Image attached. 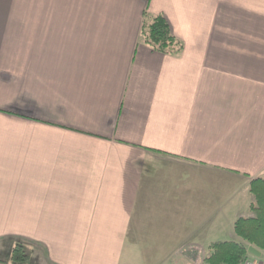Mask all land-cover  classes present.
<instances>
[{
    "label": "crops",
    "instance_id": "0c3cea01",
    "mask_svg": "<svg viewBox=\"0 0 264 264\" xmlns=\"http://www.w3.org/2000/svg\"><path fill=\"white\" fill-rule=\"evenodd\" d=\"M257 179L264 0H0V262L264 264L234 232Z\"/></svg>",
    "mask_w": 264,
    "mask_h": 264
},
{
    "label": "trees",
    "instance_id": "16d2710c",
    "mask_svg": "<svg viewBox=\"0 0 264 264\" xmlns=\"http://www.w3.org/2000/svg\"><path fill=\"white\" fill-rule=\"evenodd\" d=\"M141 35L144 43L156 52L173 55L182 50V44L172 36L162 16H156L150 23L144 24ZM250 192L255 198V204L251 205L255 217L237 220L234 232L244 242L264 252V180L252 181ZM210 248L212 253L209 264H237L245 259L247 254L245 246L232 242L212 244ZM25 260L26 255L22 247L15 246L11 252V261L23 263Z\"/></svg>",
    "mask_w": 264,
    "mask_h": 264
},
{
    "label": "built area",
    "instance_id": "2783aa9c",
    "mask_svg": "<svg viewBox=\"0 0 264 264\" xmlns=\"http://www.w3.org/2000/svg\"><path fill=\"white\" fill-rule=\"evenodd\" d=\"M237 264H261L257 261H253L250 259H243L241 262L237 263Z\"/></svg>",
    "mask_w": 264,
    "mask_h": 264
},
{
    "label": "water",
    "instance_id": "95a60500",
    "mask_svg": "<svg viewBox=\"0 0 264 264\" xmlns=\"http://www.w3.org/2000/svg\"><path fill=\"white\" fill-rule=\"evenodd\" d=\"M249 252L251 253V254H253V255H255V256H259V253L258 252H256L253 248H249Z\"/></svg>",
    "mask_w": 264,
    "mask_h": 264
},
{
    "label": "rangeland",
    "instance_id": "374dc122",
    "mask_svg": "<svg viewBox=\"0 0 264 264\" xmlns=\"http://www.w3.org/2000/svg\"><path fill=\"white\" fill-rule=\"evenodd\" d=\"M252 260H256L255 258L254 259H252ZM258 261V260H257ZM260 263V262H259Z\"/></svg>",
    "mask_w": 264,
    "mask_h": 264
}]
</instances>
